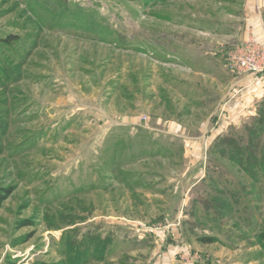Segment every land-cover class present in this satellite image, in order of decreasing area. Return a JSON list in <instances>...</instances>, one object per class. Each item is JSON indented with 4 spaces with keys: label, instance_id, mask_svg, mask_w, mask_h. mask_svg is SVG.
Wrapping results in <instances>:
<instances>
[{
    "label": "rangeland",
    "instance_id": "rangeland-1",
    "mask_svg": "<svg viewBox=\"0 0 264 264\" xmlns=\"http://www.w3.org/2000/svg\"><path fill=\"white\" fill-rule=\"evenodd\" d=\"M254 19L264 0H0V264H264V100L205 143L245 77L210 50Z\"/></svg>",
    "mask_w": 264,
    "mask_h": 264
},
{
    "label": "crops",
    "instance_id": "crops-1",
    "mask_svg": "<svg viewBox=\"0 0 264 264\" xmlns=\"http://www.w3.org/2000/svg\"><path fill=\"white\" fill-rule=\"evenodd\" d=\"M250 29L251 30L248 32H251L252 35H249L250 37L248 40L250 39L259 44H264V30L260 26V22H257L254 19L250 24ZM226 49L228 48L226 47L221 50L212 49L210 50V55L213 57H218L224 62L225 67H228L225 60V55L228 51ZM235 75L239 77L245 75V77L240 80L242 85L233 92L230 91L225 97L224 101L220 103L218 108L220 120L217 122L219 124L217 126L215 124L210 132H206L205 143H208L210 139L212 140L215 138L216 134L219 132L216 130L227 127L232 123V121L237 120L238 118L247 117L249 114H254L256 112L257 103L261 100H264V76L254 77L244 73H235ZM180 129L181 126L178 124H174L170 127V130L174 131L175 133H178Z\"/></svg>",
    "mask_w": 264,
    "mask_h": 264
},
{
    "label": "built area",
    "instance_id": "built-area-1",
    "mask_svg": "<svg viewBox=\"0 0 264 264\" xmlns=\"http://www.w3.org/2000/svg\"><path fill=\"white\" fill-rule=\"evenodd\" d=\"M228 68L236 74L264 76V45L247 40L227 51Z\"/></svg>",
    "mask_w": 264,
    "mask_h": 264
},
{
    "label": "trees",
    "instance_id": "trees-1",
    "mask_svg": "<svg viewBox=\"0 0 264 264\" xmlns=\"http://www.w3.org/2000/svg\"><path fill=\"white\" fill-rule=\"evenodd\" d=\"M257 112H258L260 115H259V118H258L256 124H257V125H260V126L262 127V126H264V110H260V111L257 110ZM257 125H256V126H257ZM256 126L254 127L255 129L253 128V130H255V131H256V129H259V128H256ZM252 157H253V159L250 160V161H251V163H254V161H255L254 159H256L255 156H254V154H252L251 158H252ZM38 264H47V263H38Z\"/></svg>",
    "mask_w": 264,
    "mask_h": 264
}]
</instances>
